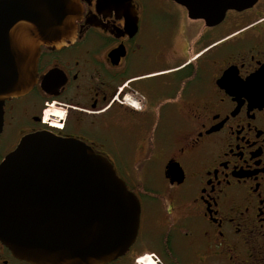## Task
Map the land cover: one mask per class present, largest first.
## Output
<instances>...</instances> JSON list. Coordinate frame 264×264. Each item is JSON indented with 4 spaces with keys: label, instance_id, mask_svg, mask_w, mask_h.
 <instances>
[{
    "label": "flooded vegetation",
    "instance_id": "1",
    "mask_svg": "<svg viewBox=\"0 0 264 264\" xmlns=\"http://www.w3.org/2000/svg\"><path fill=\"white\" fill-rule=\"evenodd\" d=\"M207 1L193 17L181 0H80L75 39L42 46L36 84L5 101L0 163L50 131L137 195L136 239L106 264H264V0ZM152 158L166 186L131 185L120 165ZM15 255L0 241V264H32Z\"/></svg>",
    "mask_w": 264,
    "mask_h": 264
},
{
    "label": "water",
    "instance_id": "2",
    "mask_svg": "<svg viewBox=\"0 0 264 264\" xmlns=\"http://www.w3.org/2000/svg\"><path fill=\"white\" fill-rule=\"evenodd\" d=\"M206 2L181 0L193 17L205 16ZM82 10L80 0H0V133L5 101L36 84L42 46L75 39ZM261 78L264 66L250 83ZM169 167L180 182V167ZM140 213L114 164L76 138L29 133L0 163V241L32 264L111 262L134 243Z\"/></svg>",
    "mask_w": 264,
    "mask_h": 264
},
{
    "label": "rangeland",
    "instance_id": "3",
    "mask_svg": "<svg viewBox=\"0 0 264 264\" xmlns=\"http://www.w3.org/2000/svg\"><path fill=\"white\" fill-rule=\"evenodd\" d=\"M164 161L152 158L142 164L128 162L121 164L124 177L132 183H144L147 187H165L166 180L163 176Z\"/></svg>",
    "mask_w": 264,
    "mask_h": 264
},
{
    "label": "trees",
    "instance_id": "4",
    "mask_svg": "<svg viewBox=\"0 0 264 264\" xmlns=\"http://www.w3.org/2000/svg\"><path fill=\"white\" fill-rule=\"evenodd\" d=\"M138 188H146L147 186L144 183L136 184Z\"/></svg>",
    "mask_w": 264,
    "mask_h": 264
},
{
    "label": "bare ground",
    "instance_id": "5",
    "mask_svg": "<svg viewBox=\"0 0 264 264\" xmlns=\"http://www.w3.org/2000/svg\"><path fill=\"white\" fill-rule=\"evenodd\" d=\"M151 264V263H150Z\"/></svg>",
    "mask_w": 264,
    "mask_h": 264
}]
</instances>
